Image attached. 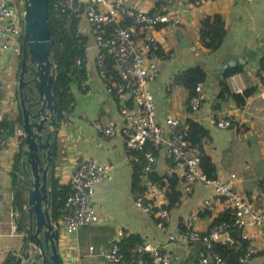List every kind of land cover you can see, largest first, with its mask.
<instances>
[{"label":"crops","instance_id":"crops-1","mask_svg":"<svg viewBox=\"0 0 264 264\" xmlns=\"http://www.w3.org/2000/svg\"><path fill=\"white\" fill-rule=\"evenodd\" d=\"M126 1L139 11L154 7L145 0ZM173 3L177 4V0ZM215 14L221 16L226 36L223 45L211 52L204 47L200 30L204 18ZM155 36L161 52L175 55L173 61L161 65L160 75L153 86L159 121L165 124L166 117L172 115L189 124L193 121L202 126L205 131L203 150L213 160L216 178L226 180L236 174L237 188L245 192L256 209L264 212V0H193L184 10L181 24L171 34L159 29ZM87 45L90 48L87 75L85 78L72 76L70 81L74 104L69 117L61 119L55 137L57 160L53 173L61 184L67 185L68 168L87 158L112 166L113 179L96 187L92 201L100 219L67 240L66 246L62 247L65 249L62 264H111L98 255L97 250L108 247L118 230L129 232L131 246L145 243L163 248L173 257L172 264H199L203 244L182 243L171 239V235L176 237L185 230V218L201 201L212 197L213 190L196 184L191 193H185L182 174L173 177L166 174L168 165L173 162L166 159L164 150L157 152L156 164L148 175L142 167L138 169L139 164L129 160L119 132L124 120L123 109L133 107L107 91L108 81L99 75L97 48L91 37H88ZM20 60L21 56L0 55V134H3L0 136V192L5 190L12 197L16 196V183L11 174L12 158L22 151V137L17 130L23 128V115L19 114L18 88L13 77ZM235 65L243 66L244 71L229 77L227 84L233 93L243 95L246 90L251 91L243 105L221 96L223 69ZM195 67L206 72L203 81L206 99L200 111L192 114L190 93L176 83V78ZM109 83L111 85V80ZM222 114H230L237 124L227 129L214 125L211 118ZM111 120L117 124L116 135L101 136L95 122L108 123ZM11 131L12 135H8ZM152 174L160 179L153 178ZM148 180L161 185L160 192L150 202L170 210L171 220L166 229L157 227V219L137 204L135 192L142 190L141 187L145 189L144 183ZM229 216L228 202L219 198L213 210L200 214L195 228L207 232L219 219L223 222ZM8 220L7 209L0 206L2 232L9 230ZM16 238L27 241L23 237ZM13 239L4 237L0 240V263L5 262L10 254H20ZM219 242L238 249L243 240L237 230H231L222 234ZM246 242L248 246L249 241ZM90 246L95 247L94 252L89 250ZM254 247L256 253L249 264H264V237L255 240Z\"/></svg>","mask_w":264,"mask_h":264},{"label":"built area","instance_id":"built-area-1","mask_svg":"<svg viewBox=\"0 0 264 264\" xmlns=\"http://www.w3.org/2000/svg\"><path fill=\"white\" fill-rule=\"evenodd\" d=\"M145 1L154 5L152 10H136L126 0H52L51 35L55 46L65 48L80 37L93 39L97 48L96 65L99 75L104 81L112 82L107 91L121 101L131 99L133 108L123 109L124 120L119 132L131 162L143 164V171L148 175L156 164L157 152L164 150L166 159L173 162L168 165L166 174L173 177L181 173L185 193H191L196 184L213 190V196L201 201L185 218V230L176 237L171 235V239L182 243H202L199 264H226V260L216 249V242L220 241L222 234L237 230L241 240L249 241L239 262L249 264L256 253L254 241L264 237V212L256 209L245 192L237 188L236 174H231L226 180L206 175L200 149L192 146L188 140L191 130L188 122L172 115L166 117L165 124L158 119L153 86L160 75L161 65L173 61L175 55L161 52L155 34L159 29L167 35L171 34L181 24L183 12L193 0H177V4L173 0ZM24 16V0H0V55H22ZM89 49L87 45L86 54ZM108 60L112 61L115 68L113 76H109L106 71ZM81 63V58H78L76 65ZM205 99L204 82H199L196 93L189 101L190 113H198ZM60 114L62 119H66L70 112L63 109ZM211 122L222 129L237 124L230 114L213 116ZM95 128L104 137H114L117 133V124L113 120L108 123L95 122ZM17 133L23 138V128H19ZM112 179V166L95 160L82 158L68 168L67 186L70 191L62 216L54 223L61 264L62 251H65L62 247L66 246L67 240L80 229L99 221V213L92 199L96 187ZM144 184L147 186L145 189L142 187V190L135 192L137 204L157 219V227L166 229L171 220L170 210L150 202L160 192L161 185L150 180ZM219 198L228 202L229 218L214 224L207 232L196 229L195 223L200 214L208 209L213 210ZM0 206L7 209L9 218V230L2 232L0 229V240L4 237L26 239L27 233L18 223L15 197L3 190L0 192ZM129 238V232L118 230L116 238L108 247L97 250L98 255L111 264L173 263L174 259L167 251L150 244H137L124 251L123 244ZM89 250L94 252L95 247L90 246ZM0 264H6V261Z\"/></svg>","mask_w":264,"mask_h":264},{"label":"water","instance_id":"water-1","mask_svg":"<svg viewBox=\"0 0 264 264\" xmlns=\"http://www.w3.org/2000/svg\"><path fill=\"white\" fill-rule=\"evenodd\" d=\"M24 9L25 37L17 72L24 135L15 205L27 241L14 264H61L52 217V175L62 116L54 93L49 0H24Z\"/></svg>","mask_w":264,"mask_h":264},{"label":"trees","instance_id":"trees-1","mask_svg":"<svg viewBox=\"0 0 264 264\" xmlns=\"http://www.w3.org/2000/svg\"><path fill=\"white\" fill-rule=\"evenodd\" d=\"M51 1L49 0V19H50V31H53V21L51 18ZM201 39L204 47L211 51H217L224 43L225 40V30L223 21L220 15H210L206 16L202 22V27L200 30ZM88 38L80 37L77 38L74 42L66 46L65 48L56 45L54 48V69L55 75V84H54V93L56 99L60 105V109H68L69 112L73 109L74 99L70 92V81L72 76H79L85 78L87 75L86 61L87 54L85 52V47L87 46ZM81 58L82 63L78 66L76 65V60ZM106 71L109 76L115 75V68L111 60H108L106 64ZM244 71L243 66H226L223 69V77L221 81V96L224 99H233L238 105H243L247 97L251 95V91L246 90L243 95L238 93H233L228 88L227 79L234 74L241 73ZM206 72L198 67L190 68L182 74L178 75L176 78V83L184 86L190 93V99L196 93V86L199 82L206 80ZM108 86L110 85L109 81L107 82ZM108 88V87H107ZM128 104L131 105V99L127 100ZM22 115L21 111L19 113ZM18 120H22V117L19 116ZM191 130L188 136V140L191 142L192 146H197L202 154V167L209 178H216V167L213 163L211 156H209L203 150V136L204 129L199 124L191 121L190 122ZM8 135H12V131ZM0 136H3L1 133ZM23 147V139L21 138V148ZM22 151L13 156L12 170L11 174L16 183L18 164L20 162ZM57 149L55 148L54 156V166L55 161L57 160ZM144 163V162H143ZM143 164L137 165L138 169L142 167ZM140 170V169H139ZM153 178L160 179L153 175ZM138 181H136L137 184ZM142 188V187H141ZM52 190H53V203H52V217L53 222L56 223L62 216L63 209L66 204V199L69 194L70 188L67 185H63L55 178L54 173L52 175ZM176 197L172 200V205L177 199ZM219 219L216 223H220ZM215 223V224H216ZM22 229V228H21ZM23 230V229H22ZM125 245L126 249H125ZM132 245V244H131ZM129 244V241L123 244L125 250H129L132 246ZM134 246V245H133ZM247 246V242L243 241L242 246L238 249L234 247H228L220 242H216V249L218 253L226 260V264H241L239 258L245 252L244 248ZM17 256L10 254L6 259V264H14Z\"/></svg>","mask_w":264,"mask_h":264},{"label":"rangeland","instance_id":"rangeland-1","mask_svg":"<svg viewBox=\"0 0 264 264\" xmlns=\"http://www.w3.org/2000/svg\"><path fill=\"white\" fill-rule=\"evenodd\" d=\"M15 57H19V56H15ZM18 69H19V65H16V68H15L16 73L13 74V77H15V81H16V82H17V72H18ZM58 230H59L58 233H60V229H58ZM13 242H14L15 244H17L18 249H20V250L18 251V253H21L22 248L24 247L26 241H25V242H24V240H20V241H18L17 238H15V239H13Z\"/></svg>","mask_w":264,"mask_h":264}]
</instances>
